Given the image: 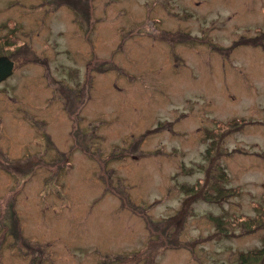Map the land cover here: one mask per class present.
<instances>
[{"label":"rangeland","instance_id":"obj_1","mask_svg":"<svg viewBox=\"0 0 264 264\" xmlns=\"http://www.w3.org/2000/svg\"><path fill=\"white\" fill-rule=\"evenodd\" d=\"M0 56V264H264V0H0Z\"/></svg>","mask_w":264,"mask_h":264},{"label":"water","instance_id":"obj_2","mask_svg":"<svg viewBox=\"0 0 264 264\" xmlns=\"http://www.w3.org/2000/svg\"><path fill=\"white\" fill-rule=\"evenodd\" d=\"M14 62L6 56H0V83L12 75Z\"/></svg>","mask_w":264,"mask_h":264},{"label":"trees","instance_id":"obj_3","mask_svg":"<svg viewBox=\"0 0 264 264\" xmlns=\"http://www.w3.org/2000/svg\"><path fill=\"white\" fill-rule=\"evenodd\" d=\"M244 123V122H243ZM226 176L223 177V179L225 178ZM217 180L215 183H213V186L215 188H217L218 192L220 193V195H224L225 197H227L230 193V191L227 190V188L223 187L222 183H224L226 180ZM219 187V189H218ZM192 189H185L184 192L185 194H190L192 193L191 191ZM223 196V197H224ZM189 197V196H188ZM207 198V197H206ZM243 256V253L240 254L239 257Z\"/></svg>","mask_w":264,"mask_h":264}]
</instances>
